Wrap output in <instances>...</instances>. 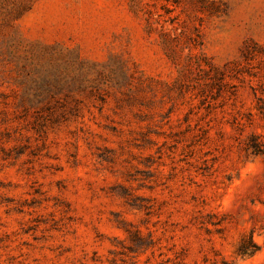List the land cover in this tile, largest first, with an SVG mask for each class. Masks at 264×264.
<instances>
[{
    "label": "rangeland",
    "instance_id": "1",
    "mask_svg": "<svg viewBox=\"0 0 264 264\" xmlns=\"http://www.w3.org/2000/svg\"><path fill=\"white\" fill-rule=\"evenodd\" d=\"M246 44L264 0H0V264H264Z\"/></svg>",
    "mask_w": 264,
    "mask_h": 264
},
{
    "label": "trees",
    "instance_id": "2",
    "mask_svg": "<svg viewBox=\"0 0 264 264\" xmlns=\"http://www.w3.org/2000/svg\"><path fill=\"white\" fill-rule=\"evenodd\" d=\"M255 48L254 50L250 49L249 45H245L242 49V56L244 57L245 61H248L256 56H262V60L261 62L264 61V46H258V45H254ZM226 71L225 69L222 70V77L225 78ZM254 90V95H255V99H256V104H255V108L256 110L264 116V82H262L259 85L258 91H259V95L257 94V92H255ZM251 144L249 146V148L252 150V153L254 154H264V145L261 146L260 143L255 141V138L251 139ZM261 249V247L259 245H257L254 242L253 239V234L248 236V237H244L241 239L237 252L239 255H253L256 252H258Z\"/></svg>",
    "mask_w": 264,
    "mask_h": 264
}]
</instances>
